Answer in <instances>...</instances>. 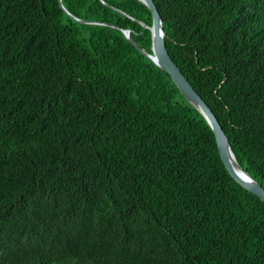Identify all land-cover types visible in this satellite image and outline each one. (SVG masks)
<instances>
[{"label": "trees", "instance_id": "16d2710c", "mask_svg": "<svg viewBox=\"0 0 264 264\" xmlns=\"http://www.w3.org/2000/svg\"><path fill=\"white\" fill-rule=\"evenodd\" d=\"M175 64L264 187V0H154ZM0 0V264H264V201L153 54L140 0ZM108 24V25H105Z\"/></svg>", "mask_w": 264, "mask_h": 264}, {"label": "water", "instance_id": "95a60500", "mask_svg": "<svg viewBox=\"0 0 264 264\" xmlns=\"http://www.w3.org/2000/svg\"><path fill=\"white\" fill-rule=\"evenodd\" d=\"M144 3L152 13L153 25L150 28L152 32V50L153 54H148L142 50L135 40L131 36V30H122L127 39L135 46V48L144 54L147 58L153 61L162 70L168 73L181 93L202 115L206 118L207 122L211 126L218 146V150L221 159L231 174V176L246 190L250 191L254 195L258 196L264 201V187L255 180L248 172H246L237 162L233 149L231 147L229 138L219 122L217 116L214 114L211 107L206 101L197 93L180 68L172 60L166 45V33L163 29V20L157 5L154 0H140ZM61 7L65 12L74 18L75 20L85 24H104L102 22L82 21L72 16L63 6L62 0H60ZM108 25V24H105Z\"/></svg>", "mask_w": 264, "mask_h": 264}]
</instances>
